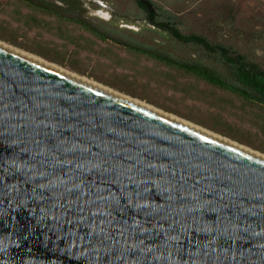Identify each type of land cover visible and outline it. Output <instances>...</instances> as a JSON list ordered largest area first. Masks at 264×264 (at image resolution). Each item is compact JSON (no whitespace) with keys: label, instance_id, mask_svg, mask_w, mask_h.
I'll return each mask as SVG.
<instances>
[{"label":"water","instance_id":"1","mask_svg":"<svg viewBox=\"0 0 264 264\" xmlns=\"http://www.w3.org/2000/svg\"><path fill=\"white\" fill-rule=\"evenodd\" d=\"M0 264H264V159L0 47Z\"/></svg>","mask_w":264,"mask_h":264},{"label":"rangeland","instance_id":"2","mask_svg":"<svg viewBox=\"0 0 264 264\" xmlns=\"http://www.w3.org/2000/svg\"><path fill=\"white\" fill-rule=\"evenodd\" d=\"M104 1L114 3L120 13L133 9L140 14L134 0ZM151 1L175 12L181 8L182 0ZM238 1L246 18L264 13V0ZM17 10L24 12L14 0H0V41L264 154L263 107L249 105L149 56L100 42L78 27L69 28L50 20L48 25L28 23ZM197 20L191 13L180 29L202 31ZM151 39L159 40L174 57L191 59V51L184 50L182 44L171 41L163 32H147V46L154 45Z\"/></svg>","mask_w":264,"mask_h":264},{"label":"trees","instance_id":"3","mask_svg":"<svg viewBox=\"0 0 264 264\" xmlns=\"http://www.w3.org/2000/svg\"><path fill=\"white\" fill-rule=\"evenodd\" d=\"M134 1L141 10L148 11L138 0ZM149 2L153 4L151 0ZM191 13L198 17L202 31L180 29ZM147 21L154 27L150 32L167 34L171 41L192 52L191 59L174 57L156 39H151L155 42L153 46L136 48L135 42L128 40L127 34L123 33L118 44L129 52L138 51L224 90L249 105L264 108V13L246 18L238 0H182L181 8L175 12L156 6L155 14ZM99 38L106 41V38Z\"/></svg>","mask_w":264,"mask_h":264},{"label":"flooded vegetation","instance_id":"4","mask_svg":"<svg viewBox=\"0 0 264 264\" xmlns=\"http://www.w3.org/2000/svg\"><path fill=\"white\" fill-rule=\"evenodd\" d=\"M24 12H19L28 23L49 24L47 21L55 22L58 25H66L69 28L78 27L85 33L97 38L100 42L118 44L119 38L127 34V39L135 42L136 48H147L144 42L147 39V32L154 27L148 24L149 11L140 10V14L133 9L120 13L114 3L104 0H14ZM123 1V0H122ZM149 1V0H148ZM139 2V1H138ZM140 3V2H139ZM141 4V3H140ZM21 13V14H20ZM162 16V15H161ZM46 21H45V20ZM99 32H104L100 34ZM121 33V34H119ZM99 37L106 38V41ZM149 39V38H148ZM134 53H139L138 51Z\"/></svg>","mask_w":264,"mask_h":264},{"label":"bare ground","instance_id":"5","mask_svg":"<svg viewBox=\"0 0 264 264\" xmlns=\"http://www.w3.org/2000/svg\"><path fill=\"white\" fill-rule=\"evenodd\" d=\"M0 47L4 48V49H6V50H8L10 52L16 53V54H18V55H20V56H22V57H24L26 59H29L31 61L37 62L39 64H42V65H44V66H46L48 68H51L53 70H56V71L66 75V76L72 77V78L77 79V80H79V81H81L83 83L91 85V86H93V87H95V88H97L99 90H102V91L107 92V93H109L111 95L117 96V97L122 98L124 100H127V101H129V102H131V103H133L135 105H138V106L143 107V108H145L147 110H150V111H152L154 113L162 115V116H164V117H166V118H168L170 120H173V121H175L177 123L183 124V125L188 126V127L192 128V129L200 131V132H202V133H204V134H206L208 136H211V137H213L215 139H218V140H220L222 142H225L227 144L235 146V147H237V148H239V149H241V150H243V151H245V152H247L249 154H252V155L257 156V157H259L261 159H264V154H262V153H260L258 151H255V150H252V149H250V148H248L246 146L240 145L239 143H236V142H234V141H232V140H230V139H228L226 137H223V136H221L219 134L211 132V131H209V130H207V129L199 126V125H196V124H194L192 122H189V121H187L185 119L179 118L178 116H175V115L169 114L167 112H164V111H162V110H160L158 108H155L154 106H152V105H150V104H148V103H146L144 101H141V100L136 99V98H132L130 96H127V95L119 93V92H117L115 90H112L111 88H108V87L96 82L95 80L89 79V78L84 77V76H79V75L74 74V73H72L70 71L62 69L59 66L54 65L52 63H49L46 60H43V59H41L40 57H38L36 55H33V54H30V53H26V52L20 51L18 49H15V48L7 45L6 43H4L2 41H0Z\"/></svg>","mask_w":264,"mask_h":264}]
</instances>
